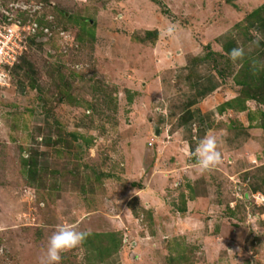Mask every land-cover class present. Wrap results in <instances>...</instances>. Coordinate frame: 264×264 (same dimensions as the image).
<instances>
[{
	"label": "rangeland",
	"instance_id": "rangeland-1",
	"mask_svg": "<svg viewBox=\"0 0 264 264\" xmlns=\"http://www.w3.org/2000/svg\"><path fill=\"white\" fill-rule=\"evenodd\" d=\"M263 5L0 0V28L46 27L39 37L26 33L23 56L33 72L16 64L0 80V264H40L60 224L90 233L60 264H105L99 245L116 250L113 264H174L183 256V264H264V106L246 105L248 134H237L244 124L236 117L212 119L222 162L208 171L190 148L189 138L202 139L198 129H179L178 118L160 126L156 112L178 102L169 84L181 64L165 58L183 51L189 66L204 59L205 69L218 67L238 98L243 62L229 59L224 36ZM170 22L179 25L172 37L163 34ZM257 40L251 30L237 42L262 68ZM30 156L39 171L24 165Z\"/></svg>",
	"mask_w": 264,
	"mask_h": 264
},
{
	"label": "crops",
	"instance_id": "crops-1",
	"mask_svg": "<svg viewBox=\"0 0 264 264\" xmlns=\"http://www.w3.org/2000/svg\"><path fill=\"white\" fill-rule=\"evenodd\" d=\"M183 53L184 51L175 56L171 55L165 58L169 63L173 64V62H178L181 64L176 66L178 72L175 73V79L173 78L175 82L171 80V83H168L173 86L169 91H172L173 95L176 94L178 102L173 107L170 106L171 102L166 104L162 103L157 106L156 112H159V116H157L159 117V125L168 126L171 121L175 120V118H178V121H182V117L186 116L189 117V121L187 123H179V129L187 132V130L191 128V123H193L194 125L196 124V126L205 129L206 134H210L212 119L216 118V122H229V120L232 122L235 120L233 117H236L239 122L244 124L243 130L237 132V134L244 132H247L248 134L250 128L246 123L249 124V121H252L249 119H252V113H250V110L238 111L234 108L223 107L226 103L236 99L237 96L233 97V94L231 95V93L227 91L218 74L212 70L205 69V64H195V62H193V64L189 66L187 55ZM159 55L160 54L157 53L156 56L158 57ZM165 59L163 60L164 62ZM166 62L164 64H168V62ZM203 67L204 69H202ZM158 69L160 70L161 68ZM228 94L230 95L228 96ZM159 96H161L159 99H163L165 94L161 92V95ZM249 102L258 103L253 100L247 101L246 105L248 108ZM260 105L264 106L263 104ZM245 117L249 119L248 122H246ZM262 123L264 124V119H262ZM160 129L162 128H158L159 131H157L159 132L158 137L162 135L165 136V131ZM183 140L184 142H187V140ZM107 264H112V262L109 261Z\"/></svg>",
	"mask_w": 264,
	"mask_h": 264
},
{
	"label": "trees",
	"instance_id": "trees-1",
	"mask_svg": "<svg viewBox=\"0 0 264 264\" xmlns=\"http://www.w3.org/2000/svg\"><path fill=\"white\" fill-rule=\"evenodd\" d=\"M38 21H39L38 22L39 24H43L44 26H49V24L44 23L43 20H38ZM45 28L46 27L41 28V32H39V29H38L37 37H39L40 35H43ZM253 29H255V32L259 34V36L261 37L262 41L259 42V46L261 48L264 47V5L261 8L254 10L251 14H249L246 17L244 23L236 25V28L234 29L235 31H231L229 34L224 36V40L226 42L224 41L223 43V50L226 52V54L228 55L231 49L238 47L237 41H238L239 35L243 34L246 37L250 36V32ZM35 37H30L29 38L30 41L35 40ZM251 39L252 37H250V40ZM261 48L258 50L260 54H262ZM256 55H253L252 58L244 55V58L242 60H238V62H243V64H242V67L238 75L239 77H237L236 80H237V83L243 87V89H241V91H238V94H239L238 98L226 103L225 105H223V107L234 108L235 110H238V111H246L247 110L246 103L247 101H250V100H254L258 102L259 104L264 105V64L262 68H257L254 64H252L253 62H256L255 60H253L254 58H256L255 57ZM194 62L195 64H207V61L204 59H196ZM211 65H215V64L212 63ZM16 68H20L21 70H24V71H26L25 69H27L26 71L27 74H30L34 70L33 65L26 59L25 56H22L20 58L19 63L14 67V69ZM213 68L219 72L218 67L216 68L215 66ZM11 69L6 68V71L7 72L9 71L8 74L10 73ZM216 70H213V71L216 73L217 72ZM219 73L222 77L224 76L222 72H219ZM31 87L34 89L37 88V85L33 80L31 83ZM188 118L189 117H186V116L182 117V123H187L189 121ZM193 125L194 124L191 123L190 125L191 128L188 129L187 132L193 131ZM198 132L199 133L197 134V136L200 137L199 139L203 138L206 134V130L200 127H198ZM189 142H190V148L192 152L194 151L196 145L199 142L194 140L193 137L189 138ZM67 145L70 146L71 144H67ZM24 165L28 167V169L33 168V171L35 172L39 171V169L37 168L38 161L36 160V157L30 156L27 159H24ZM35 174L36 173H33L32 176L34 177ZM99 247H101L99 251V253L101 254V259L108 258V260L104 262L105 264H107L110 261L109 258L116 252V250L112 252L111 248L108 246L107 248L104 247V249H103V245H99ZM186 260H187V257L183 256L180 259L174 260L173 263L183 264Z\"/></svg>",
	"mask_w": 264,
	"mask_h": 264
},
{
	"label": "clouds",
	"instance_id": "clouds-1",
	"mask_svg": "<svg viewBox=\"0 0 264 264\" xmlns=\"http://www.w3.org/2000/svg\"><path fill=\"white\" fill-rule=\"evenodd\" d=\"M179 29V25L170 22L165 32L166 36L172 37ZM255 32V29L252 30ZM259 43V40L255 41ZM245 52L242 47H236L228 53L233 62L242 60ZM192 155L196 166L201 171H208L222 162V154L218 149V142L214 135L206 134L196 145ZM90 235L87 231L78 230L75 224H60L48 238L47 247L41 257L40 264H60L63 252L79 247Z\"/></svg>",
	"mask_w": 264,
	"mask_h": 264
},
{
	"label": "built area",
	"instance_id": "built-area-1",
	"mask_svg": "<svg viewBox=\"0 0 264 264\" xmlns=\"http://www.w3.org/2000/svg\"><path fill=\"white\" fill-rule=\"evenodd\" d=\"M36 11L37 10L34 8L29 12L35 13ZM20 27H23L22 33L19 30ZM20 27L19 25H14L13 27L3 26L0 28V80H4V78L8 76L6 68L14 67L18 64L20 58L23 56V51L27 50V44L24 42L26 36H28L26 33L36 34L39 29L36 22L22 24ZM18 47L20 48L18 49ZM0 86H2V83H0ZM196 128L198 129L196 124L193 125L194 131ZM151 144L152 143H150V146ZM258 198L259 197H257V199ZM262 203L264 206V202Z\"/></svg>",
	"mask_w": 264,
	"mask_h": 264
},
{
	"label": "water",
	"instance_id": "water-1",
	"mask_svg": "<svg viewBox=\"0 0 264 264\" xmlns=\"http://www.w3.org/2000/svg\"><path fill=\"white\" fill-rule=\"evenodd\" d=\"M157 135H159V132H157Z\"/></svg>",
	"mask_w": 264,
	"mask_h": 264
}]
</instances>
